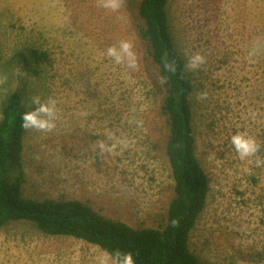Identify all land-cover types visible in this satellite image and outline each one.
<instances>
[{
	"label": "rangeland",
	"instance_id": "rangeland-1",
	"mask_svg": "<svg viewBox=\"0 0 264 264\" xmlns=\"http://www.w3.org/2000/svg\"><path fill=\"white\" fill-rule=\"evenodd\" d=\"M139 2L0 0V119L16 90L32 111L53 109L51 127L24 135L26 195L78 199L156 227L174 180L159 73L136 28ZM168 14L194 84L195 153L210 179L191 250L203 264H264V0H168ZM122 43L134 67L108 55ZM237 133L258 152L241 159ZM0 264L116 262L84 240L14 222L0 228Z\"/></svg>",
	"mask_w": 264,
	"mask_h": 264
},
{
	"label": "trees",
	"instance_id": "trees-1",
	"mask_svg": "<svg viewBox=\"0 0 264 264\" xmlns=\"http://www.w3.org/2000/svg\"><path fill=\"white\" fill-rule=\"evenodd\" d=\"M136 28L158 70L163 93L161 114L168 136L165 153L174 180L163 224L134 227L78 199L25 194L21 115L32 111L21 91L8 93L0 119V228L30 222L50 236H69L98 246L119 264L130 254L134 264H203L191 250V233L206 208L209 176L194 149L192 78L173 41L168 0H140Z\"/></svg>",
	"mask_w": 264,
	"mask_h": 264
},
{
	"label": "clouds",
	"instance_id": "clouds-1",
	"mask_svg": "<svg viewBox=\"0 0 264 264\" xmlns=\"http://www.w3.org/2000/svg\"><path fill=\"white\" fill-rule=\"evenodd\" d=\"M129 49V44L122 43L119 50L109 48L108 55L115 58L117 62H119L122 57H127L129 59V67H134V61L132 60V54ZM196 60H200V57H195L194 61ZM34 102L38 103V101ZM52 111V107L40 104L39 107L33 111L23 113L21 115L22 127L38 129L51 127L50 119H46L45 117L50 118L52 116ZM41 114L44 115L42 116ZM231 144L241 159L258 152L259 150V146H257L251 138L245 136L243 133L233 135L231 137ZM119 264H134V261L130 254H125Z\"/></svg>",
	"mask_w": 264,
	"mask_h": 264
},
{
	"label": "bare ground",
	"instance_id": "bare-ground-1",
	"mask_svg": "<svg viewBox=\"0 0 264 264\" xmlns=\"http://www.w3.org/2000/svg\"><path fill=\"white\" fill-rule=\"evenodd\" d=\"M33 2V1H32Z\"/></svg>",
	"mask_w": 264,
	"mask_h": 264
}]
</instances>
